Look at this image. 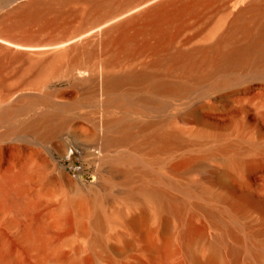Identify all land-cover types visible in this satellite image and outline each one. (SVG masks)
<instances>
[{"label": "rangeland", "instance_id": "obj_1", "mask_svg": "<svg viewBox=\"0 0 264 264\" xmlns=\"http://www.w3.org/2000/svg\"><path fill=\"white\" fill-rule=\"evenodd\" d=\"M77 21L70 17L69 25L61 24L58 31L43 36L68 32ZM47 38L40 43H50ZM19 65L4 70L8 83L0 95L7 91L13 96L26 88L31 73L25 80L19 78L23 75ZM47 87L57 102L70 103L81 97L69 77L55 78ZM95 104L86 101L75 110L60 111L68 115L67 122L46 140L32 131L0 136V264H195L192 256L204 260L208 249L203 243L193 244L189 251L184 248L181 234L186 224L193 232L202 233L205 241L211 240L220 228L204 207L216 211L231 204L235 221L227 216L223 219L244 238L245 247L236 258L230 257L227 247L242 243L225 235L216 264H264V256L254 257L252 252L261 250L264 255V77L191 99L187 104L191 117L183 110H172L166 117L144 116L163 130H178L181 137L174 140V146L170 141L160 147L150 143L112 146L103 152L89 148L87 145L100 141L104 133V112H95ZM128 115L141 118L135 112ZM10 123H0V132ZM66 143L71 151L65 159L60 158ZM51 154L71 173L84 171L85 179L95 180L94 186L85 189L71 184ZM230 155L239 157L238 170L243 169L238 171L227 163ZM214 167L218 173L211 177L207 171ZM142 187H159L182 200V218L162 222L151 199L131 195ZM78 195L84 196L89 212L97 209L103 214L101 228L91 224L89 214L82 217L84 225L80 226L76 205L65 202ZM142 202L148 209L144 223H125L123 218L138 213ZM148 230L149 244L145 238Z\"/></svg>", "mask_w": 264, "mask_h": 264}, {"label": "bare ground", "instance_id": "obj_2", "mask_svg": "<svg viewBox=\"0 0 264 264\" xmlns=\"http://www.w3.org/2000/svg\"><path fill=\"white\" fill-rule=\"evenodd\" d=\"M70 17L78 21L68 32L43 36L60 29ZM45 38L50 43H40ZM14 63L22 65L24 78L21 73L19 78L31 75L19 93L0 95V123L11 122L0 136L32 131L46 140L67 122L68 115L60 111L96 100L94 111L104 112V133L89 148L103 152L112 146L150 143L160 147L170 141L174 146L181 137L179 131L163 130L144 116L166 117L172 110H183L191 117L187 105L191 99L264 77V0H0V89L8 83L4 70ZM58 77L71 78L81 97L70 103L55 101L47 85ZM116 110L121 115H114ZM133 112L141 118H128ZM236 156L230 155L227 163L238 170L241 162ZM217 170L206 171L214 177ZM131 195L151 199L162 222L182 218L185 203L159 187H142ZM65 202L76 205L80 226L82 217L89 214L91 224L102 227L103 214L97 209L89 212L84 196L68 197ZM233 207L216 211L204 207L220 228L211 240L205 241L202 233L186 224L181 234L184 248L189 251L193 244L203 243L208 249L204 260L192 256L195 264H216L225 235L242 243L227 245L230 257L236 258L245 247L244 238L223 219L235 221ZM147 215L142 202L138 213L123 219L127 224H141ZM150 233H145L147 244ZM252 252L254 257L264 256L261 250Z\"/></svg>", "mask_w": 264, "mask_h": 264}, {"label": "water", "instance_id": "obj_3", "mask_svg": "<svg viewBox=\"0 0 264 264\" xmlns=\"http://www.w3.org/2000/svg\"><path fill=\"white\" fill-rule=\"evenodd\" d=\"M66 145V151L64 153H61L58 157L60 158H66L68 154L71 151V148L68 143ZM52 160L54 161L55 165L61 170L62 174L67 177V179L74 185L79 186L81 188L89 189L94 186L95 180H87L85 179L84 171L77 170L76 172L71 173L70 168L64 164L61 163L58 157L50 155Z\"/></svg>", "mask_w": 264, "mask_h": 264}]
</instances>
